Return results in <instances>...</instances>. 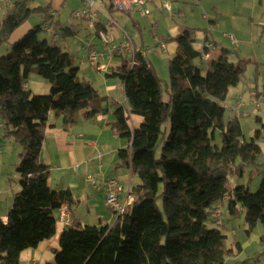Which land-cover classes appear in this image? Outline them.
Here are the masks:
<instances>
[{"label": "trees", "instance_id": "trees-1", "mask_svg": "<svg viewBox=\"0 0 264 264\" xmlns=\"http://www.w3.org/2000/svg\"><path fill=\"white\" fill-rule=\"evenodd\" d=\"M35 1L11 0L0 21V48L9 44L0 54L1 131L21 145L19 189L6 220L0 217V264H18L22 250L52 237L55 212L73 201L69 189L48 186L49 166L39 159L48 114L61 115L68 128L79 119L107 114L110 107L106 96L78 76L70 53L39 39L40 31L59 21L49 3ZM33 13L40 14V21L9 42ZM59 30L63 38L75 33L69 26ZM194 31L185 27L173 37L159 35L160 41L176 44L167 59V80L141 54L143 43L133 44L132 53L117 54L120 63L107 75L123 85L126 102L112 110L110 126L127 142L117 155L118 164L136 178L128 187L131 201L111 224L64 227L45 264H224L234 248L225 234L207 224L215 222L217 204L230 214L243 210L247 231L257 221L264 229V166L257 162L264 144L246 141L238 118L225 122L223 114L229 87L254 61L231 60L225 52L204 61L194 47ZM31 72L49 83L48 93L33 94L25 87ZM261 86L254 91L256 99L264 97V82ZM216 135L219 147L213 143ZM245 166L261 175L258 188H229V176L242 175ZM260 241L264 243V233ZM235 247L240 249V242Z\"/></svg>", "mask_w": 264, "mask_h": 264}, {"label": "rangeland", "instance_id": "rangeland-1", "mask_svg": "<svg viewBox=\"0 0 264 264\" xmlns=\"http://www.w3.org/2000/svg\"><path fill=\"white\" fill-rule=\"evenodd\" d=\"M43 2V0H40ZM172 4V14L165 10L155 9L150 6V14L140 16L137 11L131 13V18L122 23L119 19V25L124 27L125 31L133 38L137 44H149V49H154L153 37L155 34H163L167 36L171 28L188 25L195 28L193 37L195 43L203 40L200 39L202 34L208 35L209 40H215L212 50L225 52L231 60H236L237 57L251 59L253 63H247L243 69V73L239 81L229 87L224 105V121H228L232 117H237L243 137L246 141L251 138L261 147L264 144V97L258 100L254 99L251 90L260 91L264 79V0H239V14L241 20H234V28H240L242 32L232 29V32H227V36L222 33H216L212 29V22H208V17H216V6L222 4L223 0L216 4V0H169ZM242 3V4H241ZM81 5V0H64L59 8L54 12L55 20L59 24H54L50 28H44L39 32V39H46L49 43L61 47L73 57L75 65L79 68V77L84 75L89 78L93 74L102 72L90 66L87 60V46L92 47L98 53L107 54L110 51L111 43L105 45L101 42L94 30L89 28L84 20L75 17L71 11ZM226 5L225 7H230ZM236 7V6H235ZM178 8L181 10L179 11ZM219 8V7H218ZM178 10V11H177ZM4 8L0 10V17L4 13ZM219 11V9H218ZM3 12V13H2ZM33 14L31 20L32 25L40 21V17H35ZM115 15V14H114ZM172 15V16H170ZM221 16L222 14H218ZM235 19V17H234ZM157 22L158 28H152L151 23ZM69 26L75 34L63 38L60 34L59 26ZM236 26V27H235ZM163 27V28H162ZM167 28V30L165 29ZM163 29V30H162ZM234 30V32H233ZM77 31V32H76ZM169 33V32H168ZM232 34L238 39V45L235 49L228 38ZM115 36V35H114ZM201 40V41H200ZM5 46L7 50H5ZM139 46V45H138ZM9 44L6 43L0 48V54L6 53L9 50ZM114 62L120 60L119 56H114ZM150 57V56H149ZM163 61L167 58L162 55ZM103 76V74H102ZM262 77V78H261ZM31 81L33 88L30 90L33 94H46L49 91V83L31 72L28 75L26 82ZM38 82V83H37ZM163 97L167 99L168 94L163 91ZM236 104L240 106L236 110ZM245 105V106H244ZM124 142L123 139H121ZM217 147L220 146L218 135L213 140ZM21 145L18 144L12 137L3 134L0 131V174L7 175V183L9 180H19V175L16 171V164L20 160ZM257 162L264 166V150L258 156ZM94 177V176H93ZM95 178V177H94ZM261 175L251 173L250 167L245 166L242 175L237 173L231 174L227 181L229 188L235 185L246 184L249 191H255L260 183ZM18 186V185H17ZM19 187V186H18ZM2 211V210H1ZM106 215L102 218L101 223H105L107 218L113 217L109 208L105 209ZM1 214L3 212H0ZM219 224L207 222L209 226L218 228L226 235V243L234 248V254L225 257L224 264H264V243L260 241V236L264 233V229L259 221L247 231V223L243 210H237L235 214H230L225 206L221 207L219 214ZM100 225V224H99ZM240 242V249L235 247V243ZM29 252H34L32 249H24L20 252L18 264H30L28 258ZM33 254V253H32ZM35 257V256H34ZM39 264H44L40 255L36 256Z\"/></svg>", "mask_w": 264, "mask_h": 264}, {"label": "crops", "instance_id": "crops-1", "mask_svg": "<svg viewBox=\"0 0 264 264\" xmlns=\"http://www.w3.org/2000/svg\"><path fill=\"white\" fill-rule=\"evenodd\" d=\"M63 1L64 0H43L42 2L40 0H36L35 4L46 5L49 3L51 12L54 13L63 3ZM220 1L222 0H216V4ZM223 1L224 2H222V4H217L219 8L217 6L215 8L216 17H208V22H212V29L214 31H216L217 29V34L220 32L227 36V32H232V29L234 28V20L236 21L237 25V21H240L242 18L240 16L241 14H239V0ZM229 4L231 5L230 7H225ZM150 6H153L155 9L164 10L163 8H161L158 0H155L146 5V7L149 9V14L151 11ZM0 10H3L2 6H0ZM172 10L173 7L171 4L170 14H172ZM178 10L180 11L181 9L178 8ZM131 13H134V10L129 12L114 11L112 12V15L118 23V19L121 22L123 21L122 23H124L129 18H131ZM220 13L222 14L221 16L218 15ZM3 14L0 17V21ZM32 15L29 16V18L10 35L9 42H12L13 40L20 37L28 28L32 26ZM36 15L37 16L34 15V19L35 17H40V14L38 13ZM106 25L109 26L108 23H106ZM151 25H156V27L154 28L159 29V24H157V22H153L151 23ZM46 27L50 28V26ZM185 27L189 26H182L181 29L174 27L168 31L169 33L166 32L167 36L163 34L159 35H162L164 37H173L181 32ZM122 28L124 29V27ZM71 30L74 31L72 28ZM165 30H167V28ZM234 30L238 31L239 33L242 32L239 27L236 29L234 28ZM108 31L110 32V34L115 35V41L119 42L122 40L119 27H108ZM159 35H154V49L150 48L145 56L149 60L150 65L154 68L158 77L161 80H167L169 76L167 61H163L161 56L164 55L167 59L173 56V54L175 53L176 44L172 41H163L165 44V48L164 50H162L156 44L159 39ZM206 36L208 38V35L202 34L200 36V39L202 40ZM132 42L133 44H135V46L141 44L140 43L136 45V43L133 41V38ZM211 42L213 44L216 43V41L212 39ZM151 44L152 43L143 44L142 48L144 49ZM194 47L196 49H199L200 42H194ZM213 53L215 56L221 52L213 51ZM99 54H102V57L99 59V61L104 62V64L106 65V69L100 70L102 72L93 74L92 78H89L87 75H84L83 78L89 80L97 88L101 95L107 97V102L110 105L109 112L107 114L100 115L93 120L79 119L76 124L68 128H64L62 126L61 115L55 116L52 112H50L43 127L44 138L41 144L39 159L44 164L49 166V176L47 179L48 186L56 190L69 189L72 193V203L69 205L63 204L61 206L66 208L68 207L70 209L71 224H103L101 223L102 218L106 215L105 209L108 208L104 203L105 194L103 189L99 185L95 186L87 179L88 175H91L92 177L94 176L95 178H93L95 179V181L99 183L106 178L114 177L125 187H129L130 184L136 181V178L134 177V175H132L129 168L118 164L117 150L119 148L125 147L127 142L124 139V142H122V138H120L110 126L114 119L111 114L112 110L119 104L121 105L122 103L126 102L123 92V85L115 77L107 75L108 73H111L113 71V68H116L118 66L120 60L114 62L112 60L114 58L112 55L108 58L104 53ZM113 55L118 57L116 53H114ZM32 83L35 82H26L25 87L31 90L33 86H35L32 85ZM251 93H254V90H251ZM239 108L240 106L236 104V110H238ZM138 121V117H132L133 125H136ZM5 176L7 175L0 174V212H3L2 214L0 213V217L3 221L6 220V214L12 204L13 194L19 189V183L17 179L9 180L10 182L7 183V181H5V179H7ZM120 196L121 198L124 197L125 192H121ZM58 212L59 210L55 212L56 217L58 215ZM212 219L214 221V217ZM113 220L114 216H109L105 223L111 224ZM64 227L65 226H63L58 220H56L55 234L49 239L39 242L37 247L28 248L34 250V252H29L30 256L28 258V261L30 260V264H32V262L39 264L38 259H36L37 255H40V257L42 258L41 260H43L44 264L45 262L52 260L53 253L51 249L58 246L59 236Z\"/></svg>", "mask_w": 264, "mask_h": 264}, {"label": "built area", "instance_id": "built-area-1", "mask_svg": "<svg viewBox=\"0 0 264 264\" xmlns=\"http://www.w3.org/2000/svg\"><path fill=\"white\" fill-rule=\"evenodd\" d=\"M155 0H81V5L73 11L75 17L84 20L87 26L94 30L95 34L99 37L101 42L105 45L111 43L110 51L105 54L106 57H110L114 53L123 55L125 52L133 51L132 38L128 35L125 29L119 25L114 19L112 12H129L137 11L141 16L149 14V9L146 7L148 3ZM161 8L166 10L169 14L171 12V3L169 0H158ZM11 4V0H0V6L4 9ZM108 23L109 26L106 25ZM119 27L122 40L117 42L114 35L110 34L108 27ZM153 28L156 25H151ZM231 44L234 48H237L238 39L231 33L228 35ZM162 50L165 48L164 42L158 40L156 43ZM214 44L204 38L200 43L199 51L201 52V58L204 61H208L214 57L213 48ZM149 47L141 50L143 56L148 52ZM102 54H99L95 49L87 46V60L88 64L97 70H105L106 65L104 62L99 61ZM254 95V93H252ZM2 127V121L0 120V131ZM100 155V153H99ZM87 179L95 186L99 185L104 191V203L111 210L112 215L116 216L121 214L125 206L131 201V196L128 194V186L125 187L116 178L109 177L102 180L100 183L88 175ZM121 192H125V196L121 198ZM57 215V220L65 227L71 225V211L67 207H60ZM221 213L220 205L215 207L214 221L219 224V214ZM32 264H36L32 262Z\"/></svg>", "mask_w": 264, "mask_h": 264}]
</instances>
